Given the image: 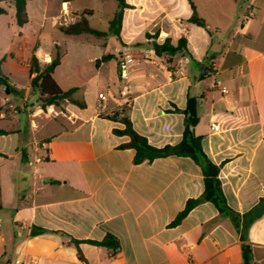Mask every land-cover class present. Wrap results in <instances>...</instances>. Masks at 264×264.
I'll use <instances>...</instances> for the list:
<instances>
[{
    "label": "crops",
    "instance_id": "1",
    "mask_svg": "<svg viewBox=\"0 0 264 264\" xmlns=\"http://www.w3.org/2000/svg\"><path fill=\"white\" fill-rule=\"evenodd\" d=\"M191 1L207 29L188 21V0H127L132 8L124 12L118 56L102 50L90 60L74 58L58 41L48 51L40 44L42 33L53 31L48 20L64 33L58 17H80L72 2L27 0L23 26L10 0L0 2L8 10L0 15L1 68L15 90L0 87V264H245L243 245L250 246V264H264V215L245 239L248 219L236 226L209 201L170 226L188 200L203 194L202 168L183 156L135 164V151L119 147L129 138L113 132L123 124L109 118L124 109L151 145H176L188 98H197L200 120L193 131L220 166L228 205L241 215L258 205L264 196V0ZM156 31L158 42L186 38L190 55L171 61L156 55L146 38ZM126 49L134 59L128 104L118 73ZM58 51L53 78L64 91L76 88L72 98L84 108L67 99L44 110L32 89L30 59L45 64ZM105 55L111 58L96 64ZM103 95L106 108L100 109ZM34 228L46 233L32 236ZM107 234L119 241L115 254L86 242Z\"/></svg>",
    "mask_w": 264,
    "mask_h": 264
},
{
    "label": "trees",
    "instance_id": "2",
    "mask_svg": "<svg viewBox=\"0 0 264 264\" xmlns=\"http://www.w3.org/2000/svg\"><path fill=\"white\" fill-rule=\"evenodd\" d=\"M9 1V0H0ZM74 0H64L65 3L72 2ZM118 2V9L114 13L113 18L109 22V28L107 32L98 31L89 25L88 16L90 12H83L74 24L61 27V30L67 35H80L90 34L99 38H103L108 34H113L121 41V29L124 20V12L126 9L132 8L127 0H116ZM192 9V15L188 21L197 26L207 29L204 19H202L196 10L195 5L191 0H188ZM15 9V18L18 26H23L28 22V16L26 12L27 0H10ZM7 9L0 6V15L6 14ZM159 31L154 34L146 33V38L149 41L150 46L158 56H165L168 61H171V57L178 54L190 55L188 49L187 39L182 37L176 44H174L171 38L167 37L163 42H158ZM111 58L109 55L103 56L96 61L98 64L101 61H107ZM3 60H0V87H7L10 93L15 92L10 84L7 76L2 72ZM61 64V54L58 51L55 57L48 63L42 64L36 56L30 59V68L34 78L32 79V89L38 93L39 101L44 110L50 107L60 106L65 100L69 99L72 103L84 108L85 104L72 98L76 88H71L64 91L54 80L53 75L56 68ZM19 94L22 95L21 92ZM197 98L189 97L187 107L184 110L185 114V129L183 132V139L176 145H166L163 147H155L151 145L148 139L139 134L133 127V124L125 112L121 110L113 112L109 118L118 121L123 124L122 129H114L113 132L116 135L127 136L128 142L120 145L121 149L130 148L135 151L134 163L140 164L145 161L152 162L158 158H164L168 156H183L192 158L201 168L204 176V192L196 199H190L187 201L185 208L178 214L176 219L170 224V226H176L187 214L197 205L203 202H212L219 210L220 214L227 215L232 218L234 225L238 226L240 222L248 219V223H245L242 229V239H245L248 233V229L251 223L264 215V196L260 199L258 205L250 212L241 215L235 212L227 203L224 196L221 181L219 178L220 166L213 163L205 154L202 148V137L194 134V127L199 123L200 117L197 108ZM46 233L45 229L34 228L31 232L32 236ZM87 243L104 246L115 254L119 249V241L111 234H107L102 241L87 240ZM78 245L79 241H75ZM250 252L249 245H243V254L245 258V264H250L248 260V253ZM78 257L83 260L81 252L78 250Z\"/></svg>",
    "mask_w": 264,
    "mask_h": 264
},
{
    "label": "rangeland",
    "instance_id": "3",
    "mask_svg": "<svg viewBox=\"0 0 264 264\" xmlns=\"http://www.w3.org/2000/svg\"><path fill=\"white\" fill-rule=\"evenodd\" d=\"M74 8L78 9V14L84 12L85 9L92 10V14L88 16L90 27L107 32L109 28V21L113 18L114 13L118 9V2L116 0H76L72 2ZM79 20V18H77ZM47 26H51L53 31L50 34L42 33L40 44L43 50L48 51L50 46L54 45L55 41L61 45L63 49H70L72 56L76 59L90 60L94 58H100L102 56V50L104 53H108L114 57H117L119 50L122 49V42L117 39L113 34H108L103 38L96 37L90 34H83L79 37H72L62 33L58 27L57 21H47ZM39 32L35 31L30 34L29 41L32 43L37 42V36ZM83 42V51L80 50L79 45ZM101 43L105 45L100 46ZM33 44V45H34ZM115 63V58L112 59L111 64Z\"/></svg>",
    "mask_w": 264,
    "mask_h": 264
},
{
    "label": "built area",
    "instance_id": "4",
    "mask_svg": "<svg viewBox=\"0 0 264 264\" xmlns=\"http://www.w3.org/2000/svg\"><path fill=\"white\" fill-rule=\"evenodd\" d=\"M77 18L78 17L73 14L62 13L58 17V21L60 25H62L63 27H66V26L74 24L77 21ZM133 61H134L133 56L128 49L120 53L119 60H118V73H119V79L121 82V95L126 98L127 104L131 101L130 95L132 93V85L130 83V68H131ZM215 86L219 88L220 91L224 94L228 92L227 88L225 87V85L223 84L221 80H217L215 83ZM105 101H107V97L104 95L101 96L100 102L98 104L100 109L106 108ZM212 127L215 128L216 125L212 124ZM41 161L42 159L37 157L34 161V164L37 165ZM34 174L35 175L39 174V168L35 167Z\"/></svg>",
    "mask_w": 264,
    "mask_h": 264
},
{
    "label": "water",
    "instance_id": "5",
    "mask_svg": "<svg viewBox=\"0 0 264 264\" xmlns=\"http://www.w3.org/2000/svg\"><path fill=\"white\" fill-rule=\"evenodd\" d=\"M6 92H7V93H9V92H10L8 88L6 89Z\"/></svg>",
    "mask_w": 264,
    "mask_h": 264
}]
</instances>
